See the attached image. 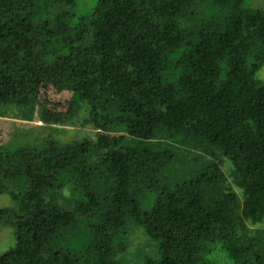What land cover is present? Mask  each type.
Segmentation results:
<instances>
[{
  "label": "trees",
  "instance_id": "1",
  "mask_svg": "<svg viewBox=\"0 0 264 264\" xmlns=\"http://www.w3.org/2000/svg\"><path fill=\"white\" fill-rule=\"evenodd\" d=\"M78 3L0 0V117L97 132L0 142V264H123L129 223L144 264H264V8Z\"/></svg>",
  "mask_w": 264,
  "mask_h": 264
},
{
  "label": "rangeland",
  "instance_id": "2",
  "mask_svg": "<svg viewBox=\"0 0 264 264\" xmlns=\"http://www.w3.org/2000/svg\"><path fill=\"white\" fill-rule=\"evenodd\" d=\"M83 1L84 3L81 5L78 3L75 8L77 14H87L93 6L92 3L94 0ZM246 5L264 8V0H246ZM256 76L264 81V64L258 70ZM54 98H56V96H54ZM96 133V129L92 125L84 123V114H81L71 124L54 126L45 125L38 120L25 121L17 119L14 115H10V117H0L1 143L13 139L25 142L33 141L42 137H50L62 142H70L83 139L86 136L94 138ZM190 160L193 163V156H191ZM222 168L229 181H233V177L231 176L233 168L232 161L230 159L225 160ZM234 187L236 189L235 185ZM152 195V193L148 192L147 197L151 199ZM12 203V199L8 194H0V207L10 206ZM261 225H264V222ZM127 231L128 246L124 251L118 253L117 260L119 262L123 264H144L147 259H157L161 257L159 243L153 240L143 227L129 223ZM15 242L16 236L14 229L9 225H0V252L6 251L14 245Z\"/></svg>",
  "mask_w": 264,
  "mask_h": 264
}]
</instances>
